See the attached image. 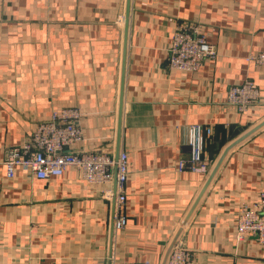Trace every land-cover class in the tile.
Segmentation results:
<instances>
[{
  "label": "crops",
  "instance_id": "0c3cea01",
  "mask_svg": "<svg viewBox=\"0 0 264 264\" xmlns=\"http://www.w3.org/2000/svg\"><path fill=\"white\" fill-rule=\"evenodd\" d=\"M125 16L126 0H0V264H162L223 149L264 119V65L248 60L264 51V0H131L119 150L127 225L114 228V182L89 183L75 166L47 178L17 166L8 177V152L61 107L84 113L70 150L117 156ZM189 24L217 54L173 69L172 35ZM246 80L260 99L241 113L227 95ZM192 124L211 129L207 173L179 169ZM263 190L264 126L228 152L183 226L177 243L192 264H264V244L236 235L241 207Z\"/></svg>",
  "mask_w": 264,
  "mask_h": 264
},
{
  "label": "built area",
  "instance_id": "2783aa9c",
  "mask_svg": "<svg viewBox=\"0 0 264 264\" xmlns=\"http://www.w3.org/2000/svg\"><path fill=\"white\" fill-rule=\"evenodd\" d=\"M216 47L207 40L198 25L189 24L176 28L168 49L169 65L173 69L194 71L203 65L206 59L216 56ZM248 60L264 65V51L250 54ZM260 99L257 85L246 80L242 84L233 85L228 90L227 101L235 105L239 112L245 113L249 106ZM80 108L75 106L61 107L52 111L48 121L38 124L28 143L11 149L4 161L6 174L13 177L17 166L30 169L35 176L47 178L60 176L70 166H75L83 179L89 183H112L116 179V211L114 228L122 230L127 225L124 212L126 194L124 190L128 176V155L120 151L117 157L106 152L84 151L75 152L69 147L82 140V131L78 121L83 116ZM211 134L210 128L200 124L189 127V157L179 161V169L188 167L191 171L207 173L208 165L204 162L206 135ZM110 195L111 190L106 192ZM237 239L255 236L264 244V190L259 202L252 206L241 207L237 223ZM193 256L182 244L174 245L166 264H192ZM126 264H153L149 260Z\"/></svg>",
  "mask_w": 264,
  "mask_h": 264
},
{
  "label": "water",
  "instance_id": "95a60500",
  "mask_svg": "<svg viewBox=\"0 0 264 264\" xmlns=\"http://www.w3.org/2000/svg\"><path fill=\"white\" fill-rule=\"evenodd\" d=\"M130 6H131V0H126V16H125V40H124V49H123V69H122V77H121V94H120V109H119V124H118V134H117V156L120 150V136H121V119H122V112H123V87H124V73H125V60H126V49H127V37H128V31H129V23H130ZM262 126H264V119L258 123L257 125H255L254 127L250 128L249 130H247L246 132H244L242 135H240L239 137H237L236 139H234L233 141H231L222 151L221 155L219 156V158L217 159L215 165L213 166L204 186L202 187L199 195L197 196V198L195 199V202L193 203L189 213L187 214V217L184 219L182 226L178 229L177 233L175 234L174 238L172 239L166 254L164 256L163 262L162 264H166L167 259L170 255V252L172 250V248L174 247V245L176 244V242L178 241V238L183 230V226L187 223V221L189 220L192 212L194 211V209L196 208L197 204L199 203L202 195L204 194L205 190L207 189L208 185L210 184V182L212 181L213 177L215 176L216 172L218 171L221 163L223 162L224 158L226 157V155L228 154V152L235 147L237 144H239L240 142H242L244 139H246L247 137H249L251 134H253L255 131H257L259 128H261ZM116 156V157H117ZM114 196H113V201L115 202L116 199V193H117V189H116V179L114 180Z\"/></svg>",
  "mask_w": 264,
  "mask_h": 264
}]
</instances>
